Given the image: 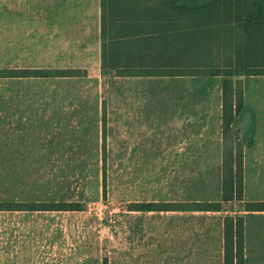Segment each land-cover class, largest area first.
Wrapping results in <instances>:
<instances>
[{"label": "crops", "instance_id": "0c3cea01", "mask_svg": "<svg viewBox=\"0 0 264 264\" xmlns=\"http://www.w3.org/2000/svg\"><path fill=\"white\" fill-rule=\"evenodd\" d=\"M181 3L144 0L141 5L167 10ZM111 6L108 0H0V128L17 130L14 143L28 141L24 134L31 126L47 128L45 132H53L48 141L56 142V136L62 137L59 128L97 120L103 130L112 117L129 143H157L161 146L155 151L172 158H222V89L217 81L207 88L205 78L195 77L204 75L117 76L102 67V12L108 14ZM106 25L105 52H118L123 62L138 57L145 62H185L191 57L189 49L174 44L147 49L129 40L115 41L120 25L108 20ZM216 77L221 76L209 78ZM200 83L202 90L195 87ZM251 83L258 88L248 98L244 93L241 112L250 136L243 150L242 198L255 203L264 202V76ZM34 85L38 88L32 89ZM83 90L87 95L95 90L98 96L93 116L89 110L84 114L77 100H66ZM36 92L44 100L38 106L30 100ZM113 97L118 98L117 106L109 103ZM35 109L38 113L32 115ZM221 179L222 170L213 195L199 202L221 200ZM27 218L2 216L16 226L0 231V264H223V236L218 245H208L206 237L191 231L157 233L148 237L147 245H136L140 234L125 233L134 242L112 253L110 248H80L78 238L67 230H31ZM243 218L244 264H264V211H244Z\"/></svg>", "mask_w": 264, "mask_h": 264}, {"label": "rangeland", "instance_id": "374dc122", "mask_svg": "<svg viewBox=\"0 0 264 264\" xmlns=\"http://www.w3.org/2000/svg\"><path fill=\"white\" fill-rule=\"evenodd\" d=\"M219 34L220 43L214 52L219 51L216 57L224 60L229 56V42H234L238 35L224 30ZM195 77L205 78L207 88L214 86L215 81L222 87L223 77ZM259 78L239 76L231 80H240L248 98L258 88L251 82ZM202 83L200 87L196 84V89L202 90ZM35 88L37 85L32 86ZM69 99L77 100L85 108L84 114L88 110L92 116L95 114L98 103L95 90L90 95L83 90L77 97L66 96ZM30 100L36 106L44 103L43 96L37 92ZM117 101L113 97L109 103L117 106ZM102 104L106 107L105 101ZM36 110L32 115L38 113ZM108 113L114 115L117 111ZM93 123L89 125L87 120H80L79 126L59 128L63 131L62 137L56 136V142L48 141L53 132H45L47 128L31 126L29 133L24 134L29 139L25 143L13 142L18 136L17 130L0 128V208L38 205L78 208L54 212L0 211V231L8 225L16 226L2 216H26L29 218L25 225L31 230H67L78 238L80 248H110L113 253L129 241L134 242L125 238V233L132 232L140 234L136 245H147L152 234L181 231L201 234L208 245H218L223 236V218L243 216L246 202L243 200L222 203L220 212L197 211L194 207V203L213 195L221 176L223 157H228L231 149L239 144L246 147L250 136L243 127L242 113L223 137L222 158L168 157L169 153L155 151L161 146L157 143L127 142L129 138L115 118L107 121L104 131L97 120Z\"/></svg>", "mask_w": 264, "mask_h": 264}, {"label": "trees", "instance_id": "16d2710c", "mask_svg": "<svg viewBox=\"0 0 264 264\" xmlns=\"http://www.w3.org/2000/svg\"><path fill=\"white\" fill-rule=\"evenodd\" d=\"M110 12H102V67L110 68L117 76L127 75H204L221 76L222 81V136L228 134L235 118L244 109V89L239 76H264V0H177L180 5L164 9L144 8V0H108ZM107 20L111 25H120L112 37L115 41L129 40L142 44L147 49L152 45H177L189 49L191 57L185 62L121 61L122 57L106 54ZM184 20V23H183ZM175 21L177 25L169 26ZM235 31L238 35L229 42V56L219 60L214 52L219 41V32ZM119 34V35H118ZM116 43V42H115ZM179 45V46H178ZM176 47V48H177ZM215 47V48H214ZM182 70V72H174ZM32 75L46 73L30 71ZM58 74L74 75L77 71H58ZM105 128L103 127V131ZM246 143L245 146H247ZM243 150L239 144L223 157L221 200L219 202L194 203L197 211L218 212L222 203L243 200ZM105 167V159L103 158ZM105 170L102 186L105 193ZM141 207L140 204H136ZM25 207V206H23ZM1 210L26 211H73L78 208L60 205H38L21 209ZM137 208L135 210H139ZM243 211H264V202H245ZM223 264H244V218H223Z\"/></svg>", "mask_w": 264, "mask_h": 264}]
</instances>
